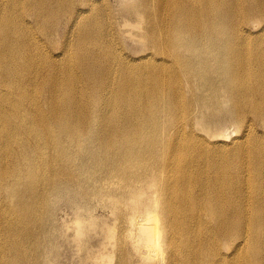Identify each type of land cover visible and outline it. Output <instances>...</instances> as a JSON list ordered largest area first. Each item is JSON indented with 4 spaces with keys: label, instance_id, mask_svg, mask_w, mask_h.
<instances>
[{
    "label": "bare ground",
    "instance_id": "6f19581e",
    "mask_svg": "<svg viewBox=\"0 0 264 264\" xmlns=\"http://www.w3.org/2000/svg\"><path fill=\"white\" fill-rule=\"evenodd\" d=\"M0 264H264V0H0Z\"/></svg>",
    "mask_w": 264,
    "mask_h": 264
},
{
    "label": "rangeland",
    "instance_id": "374dc122",
    "mask_svg": "<svg viewBox=\"0 0 264 264\" xmlns=\"http://www.w3.org/2000/svg\"><path fill=\"white\" fill-rule=\"evenodd\" d=\"M132 0H107L108 10L112 12H121ZM96 3H99V0H96ZM127 32V34L133 35V31H131V28H124ZM124 47L126 48V51L130 54L129 56L133 58H137L139 55H141L142 51L140 48V45L137 43H133L130 39L126 38L124 40ZM95 204V214H103L102 207L99 206V203L97 201H94ZM64 215L63 212L60 213V218ZM72 224V230L71 233L74 232V225ZM119 224V220H117V225ZM121 228V226H120ZM93 231L91 230L88 235L92 234ZM116 233H118V229H116ZM33 248V244H29ZM32 248H29L31 251ZM52 257H49L48 260H51Z\"/></svg>",
    "mask_w": 264,
    "mask_h": 264
}]
</instances>
